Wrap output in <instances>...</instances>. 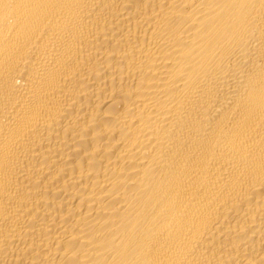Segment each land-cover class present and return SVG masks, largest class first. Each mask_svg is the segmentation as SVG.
Here are the masks:
<instances>
[{
  "label": "bare ground",
  "instance_id": "obj_1",
  "mask_svg": "<svg viewBox=\"0 0 264 264\" xmlns=\"http://www.w3.org/2000/svg\"><path fill=\"white\" fill-rule=\"evenodd\" d=\"M0 264H264V0H0Z\"/></svg>",
  "mask_w": 264,
  "mask_h": 264
}]
</instances>
